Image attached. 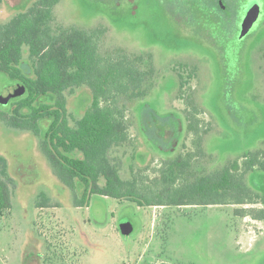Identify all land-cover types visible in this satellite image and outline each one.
<instances>
[{
  "label": "rangeland",
  "instance_id": "obj_1",
  "mask_svg": "<svg viewBox=\"0 0 264 264\" xmlns=\"http://www.w3.org/2000/svg\"><path fill=\"white\" fill-rule=\"evenodd\" d=\"M29 1L4 0L0 22ZM229 2L238 18L231 27L220 25L231 14L222 15L214 0H60L55 7V25L104 30L103 54L141 56L153 72L147 95L125 109L131 142L118 153L124 179L149 182L179 154L191 153L193 170L210 173L264 150V0ZM254 7L260 17L241 38ZM14 94L5 87L4 98ZM90 102L87 88L68 96L72 122ZM138 119L154 147L170 150L179 141L175 152L148 145ZM189 119L199 121V135L188 131ZM0 156L13 180L12 206L0 212V264H264V220L234 213L262 204L143 208L95 196L77 207L82 191L62 183L32 132L0 121ZM246 179L264 192V171Z\"/></svg>",
  "mask_w": 264,
  "mask_h": 264
},
{
  "label": "trees",
  "instance_id": "obj_2",
  "mask_svg": "<svg viewBox=\"0 0 264 264\" xmlns=\"http://www.w3.org/2000/svg\"><path fill=\"white\" fill-rule=\"evenodd\" d=\"M218 1L214 3L220 7ZM222 1L226 8L221 14L229 13L231 19L227 23L220 17V25L231 27L235 9L231 1ZM59 2L31 0L8 23L0 22V121L40 138L42 152L58 178L82 191L77 207H89L95 196L143 208L264 205V192L254 190L246 179L251 172L264 171V150L246 153L242 164L235 160L210 173L193 170L191 153L179 154L165 161L149 182L138 176L124 179L118 153L131 142L125 109L129 102L147 95L153 72L141 56L130 57L123 50L103 54L99 40L104 30L55 25ZM16 85L24 87V93L4 105L5 87ZM80 88H87L91 102L82 118L72 122L68 96ZM188 122V131L199 135V121ZM140 131L148 135L142 124ZM145 138L165 155L173 154L179 142L165 150L154 147L149 136ZM12 186L7 160L0 156V212L12 206ZM254 210L242 208L234 213L264 220V208Z\"/></svg>",
  "mask_w": 264,
  "mask_h": 264
},
{
  "label": "water",
  "instance_id": "obj_3",
  "mask_svg": "<svg viewBox=\"0 0 264 264\" xmlns=\"http://www.w3.org/2000/svg\"><path fill=\"white\" fill-rule=\"evenodd\" d=\"M219 5L221 7L222 10H224L226 7L223 4V1L220 0L219 1ZM260 17V9L259 8H251L247 11V15L244 18V21L242 23V29H241V33H240V37L244 38L245 36L248 35V33L250 32V30L252 29V27L254 26V24L258 21ZM14 88V90H16L17 94L11 95V96H7L6 98H4L3 96L1 97V101L4 103V105H7L9 102V99L12 97H17L20 96L24 93V87L22 86H14L12 87Z\"/></svg>",
  "mask_w": 264,
  "mask_h": 264
},
{
  "label": "crops",
  "instance_id": "obj_4",
  "mask_svg": "<svg viewBox=\"0 0 264 264\" xmlns=\"http://www.w3.org/2000/svg\"><path fill=\"white\" fill-rule=\"evenodd\" d=\"M138 127H139V131H140V123H139V119H138ZM140 134H141V131H140ZM142 135V134H141ZM263 206V205H262ZM264 208V207H263ZM262 208V209H263ZM255 221H259V220H255ZM260 222V221H259Z\"/></svg>",
  "mask_w": 264,
  "mask_h": 264
},
{
  "label": "flooded vegetation",
  "instance_id": "obj_5",
  "mask_svg": "<svg viewBox=\"0 0 264 264\" xmlns=\"http://www.w3.org/2000/svg\"><path fill=\"white\" fill-rule=\"evenodd\" d=\"M219 1H220V0H219ZM219 1H218V2H219Z\"/></svg>",
  "mask_w": 264,
  "mask_h": 264
}]
</instances>
